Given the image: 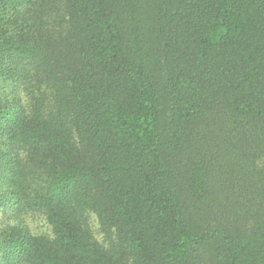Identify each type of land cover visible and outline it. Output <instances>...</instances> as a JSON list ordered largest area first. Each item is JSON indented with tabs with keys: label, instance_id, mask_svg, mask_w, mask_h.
Instances as JSON below:
<instances>
[{
	"label": "trees",
	"instance_id": "16d2710c",
	"mask_svg": "<svg viewBox=\"0 0 264 264\" xmlns=\"http://www.w3.org/2000/svg\"><path fill=\"white\" fill-rule=\"evenodd\" d=\"M1 211L53 237L0 264H264V0H0Z\"/></svg>",
	"mask_w": 264,
	"mask_h": 264
},
{
	"label": "rangeland",
	"instance_id": "374dc122",
	"mask_svg": "<svg viewBox=\"0 0 264 264\" xmlns=\"http://www.w3.org/2000/svg\"><path fill=\"white\" fill-rule=\"evenodd\" d=\"M21 221L19 218L15 219L11 214L5 211L0 212V225H14L15 223L22 222L29 228L34 235H47L53 237V231L46 218L39 213L23 215ZM91 225L98 238H101L100 227L98 220L94 214L91 215Z\"/></svg>",
	"mask_w": 264,
	"mask_h": 264
}]
</instances>
